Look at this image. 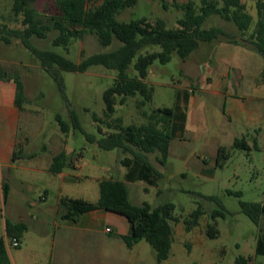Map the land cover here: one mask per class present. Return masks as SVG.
Returning a JSON list of instances; mask_svg holds the SVG:
<instances>
[{
    "label": "rangeland",
    "instance_id": "374dc122",
    "mask_svg": "<svg viewBox=\"0 0 264 264\" xmlns=\"http://www.w3.org/2000/svg\"><path fill=\"white\" fill-rule=\"evenodd\" d=\"M101 1L91 0V6L99 5ZM13 3V0H0L2 31L21 28L22 15H14ZM161 3L162 0H138L133 8L122 11L118 19L128 22L164 18L167 26L172 28L180 18L179 14L172 10L164 17ZM31 7L37 13H54L51 0H36ZM246 11L252 15L253 27L255 6L247 7ZM211 26L221 27L227 35L239 39L231 24L217 16L207 18L204 27ZM55 35L56 31H50L47 38L32 37L30 42L37 49L53 51L74 64L121 46L114 39L109 46L102 47L96 37L89 34L80 40L71 39L68 52H65L61 47L51 45ZM9 40V44L0 40V67L9 75H17L24 87L18 138H27L24 150L37 154L39 162L60 151L73 158V166L60 172L68 180L62 187V194L72 199L96 202L99 181L123 179L126 169L119 161L126 155L119 149L102 150L97 146V141L114 132L111 125L117 119L122 127L140 125L146 121L142 112L150 113L159 108L176 112L184 95L194 101L186 108L181 134H170L165 165L155 162V154L148 155L161 174L157 185L126 184L129 201L134 206L143 203L152 208L167 203L173 205L174 220L168 221L172 243L166 260L157 262L145 240L131 248L126 247L121 237L130 234L129 223L125 217L111 212L119 217L118 220L106 218L97 221L90 230H68L62 243H55L54 247L50 238L43 244L36 242L31 234L26 236V247L23 241L18 248L12 247L10 241V253L22 264H233L239 256L249 257L252 264H264V258L254 256L257 237L264 232V220L255 224L242 208L243 204L260 206L264 200V108L261 120L248 128L241 122L242 113L233 105L253 106L257 105L258 99L264 105V85L258 83L264 60L259 54L234 46L227 48L230 52L224 58L228 64V77L219 81L224 96L211 92L218 89L215 86L210 89L207 84L206 78L211 71L205 64L207 53L202 50L194 51L185 61L174 54L166 64L154 62L145 80L153 88L151 101L138 108L139 95L127 97L122 105L118 104L117 96L115 111L108 117L103 92L114 84V70L100 65L91 66L83 73L55 68V79L40 68L20 41L11 37ZM225 40L220 38L218 41ZM157 51L160 48L152 46L141 53ZM219 58L213 57L215 63L220 64ZM127 75L134 78L137 74L131 67ZM222 97L226 99L225 105ZM71 112L75 113L81 130L73 126ZM60 122L66 125V131H62ZM241 138L248 141L250 150L233 148V141ZM218 146L228 154L220 166L215 165ZM11 175L14 178L11 201H18L16 192L24 191L39 202L45 186L49 191L45 205L54 204L59 196L60 182L54 175L19 169L12 170ZM21 177L29 180L31 186H21L18 181ZM40 203L43 205V201ZM197 208L202 214L192 225L191 214ZM209 225L216 231L212 238L207 229ZM46 231L55 232L57 241L63 234L50 224ZM32 252L36 253L37 260L32 257Z\"/></svg>",
    "mask_w": 264,
    "mask_h": 264
},
{
    "label": "trees",
    "instance_id": "16d2710c",
    "mask_svg": "<svg viewBox=\"0 0 264 264\" xmlns=\"http://www.w3.org/2000/svg\"><path fill=\"white\" fill-rule=\"evenodd\" d=\"M36 0H13L14 15H22L21 28L2 31L0 40L9 44V37L14 38L35 57L40 68L53 76L55 68L71 72H85L89 67L100 65L116 72L114 84L103 92V102L106 116L115 111L118 104L122 105L127 97L139 95L141 101L137 107L141 108L152 99L153 88L145 82L149 70L154 62L166 64L176 55L185 61L191 53L196 51L201 44H209L220 38H225L226 43L248 45L252 50L261 55L264 60V1L256 0V21L246 11L241 0H189L186 4L176 7L182 13L174 26L169 28L162 18L153 20L137 19L128 22L118 19V15L129 8H133L138 0H102L99 5H89L91 0H51L54 13H37L31 5ZM217 16L225 22L233 24L239 39L227 35L221 28L211 26L205 28L208 17ZM252 28V29H251ZM251 29V31H250ZM50 31H56V36L51 40L53 47H61L68 52L71 39H82L85 35H94L102 47L109 46L115 39L121 46L108 53L94 54L74 64L63 56L50 50H39L30 42V38L45 39ZM249 32V33H248ZM248 33L247 37L246 34ZM2 35V36H1ZM241 39V40H240ZM157 46L160 51L144 52L147 47ZM132 67L136 77L129 78L127 71ZM0 78L12 80L15 84L17 105L25 100L23 85L17 75H9L0 68ZM261 81L264 85V67L261 71ZM59 86L61 80L59 79ZM146 120L140 125L122 127L117 119L111 127L114 132L107 134L97 141V146L102 150L119 149L124 155L120 164L126 169L123 179L101 180L98 182L99 197L95 203L82 199L61 198V216L64 220L75 222L84 213L96 210L112 212L125 217L130 226V234L121 239L126 247L131 248L140 240H145L152 248L155 259L161 262L167 259L172 243V231L168 224L174 220L172 216L173 205L170 203L152 208L143 203L134 206L128 197L127 183L143 182L155 187L161 174L149 161L148 155L155 154V162L165 165L170 140V130L173 120V110L159 108L150 113L142 112ZM73 126L80 129L75 113L71 112ZM61 129L66 131L62 122ZM233 148L250 150V145L245 138L235 139ZM18 158L14 153L12 161ZM228 158L223 147L217 149L215 165L220 166ZM74 160L64 152L52 158L49 172L59 174L63 168L73 166ZM146 191V189H144ZM8 186L2 185V197L5 200ZM244 213L255 223L264 220V200L262 205H242ZM202 214L197 208L191 214L190 224L195 225ZM6 237L9 241H18L26 231L24 224H11L6 222ZM189 226L187 227V229ZM209 236L212 238L216 231L212 225L208 226ZM254 256L264 258V232L257 237ZM0 264H9L3 242L0 241ZM233 264H252L249 257L239 256Z\"/></svg>",
    "mask_w": 264,
    "mask_h": 264
},
{
    "label": "crops",
    "instance_id": "0c3cea01",
    "mask_svg": "<svg viewBox=\"0 0 264 264\" xmlns=\"http://www.w3.org/2000/svg\"><path fill=\"white\" fill-rule=\"evenodd\" d=\"M188 1L189 0H162L161 5H162V10L164 12V17L166 13L168 14L172 12V10L178 13L179 17H181L182 13L176 7L186 4ZM216 1L220 2V0H216ZM255 2L256 0H241V3L245 5L246 9L247 7L251 8L253 5L255 6ZM89 5H91V2L89 3ZM249 15L252 17L251 14ZM231 26L235 30V33L237 34V30L235 26L233 24H231ZM218 40L209 44H201L197 50H202L205 53H207V57H206L207 60L205 64H208L211 71L210 76L206 78V80L208 81L207 84L210 89L213 86H215V88L218 89V91L211 90V92H213L214 94H218L220 96H224L225 94L222 93L221 91L223 87L219 85L220 84L219 81L228 77V69H227L228 64L224 58V55L229 54L230 52V50L227 48L234 46L236 48H241V50L244 49L245 50L248 49L251 51L254 50H252L249 46H245L243 44L242 45L230 44ZM214 56L220 57L219 58L220 64L215 63V61L213 60ZM259 56L261 55L259 54ZM258 80H259L258 83L263 85L261 81V73ZM23 92H24V87H23ZM16 96L17 94H16L14 82L12 80H3L0 78V241L3 242L4 250L9 264H22V263L9 251L10 241L6 237V228H5L6 222H9L11 224H24L26 226V231L23 234L22 238L20 239V242L23 241L25 247L27 246V239H26L27 234H31L32 238L35 239L36 242H41L43 244L48 242L50 238L52 247H54L55 243H58V245L62 243L61 239H64L65 237L64 233H66L68 230H72V231L87 230V229L90 230L97 221H101L106 218H108L109 220H118L119 218L118 216L111 214V212H106L102 210H96V211L84 213L81 216H79L77 221L75 222L71 220H64L61 218L64 212L60 208L59 202L61 198L64 197L69 198L64 194H62V187L66 182H68V180L65 179L61 175V173L51 174L49 172V167L52 158L55 155L59 154L61 151L51 154L50 157L47 158V160L39 162L37 161L38 160L37 154L30 153L24 150L25 148L23 144L25 145L27 138L24 137L23 140H20L18 138L21 106L16 104L15 102ZM222 99H224V105H225L226 99L224 97H222ZM188 103L193 104L194 103L193 99H190V97H186L185 95L180 98V104L179 107L177 108V111L176 112L173 111V120H172L170 134L173 133L177 136L181 134L180 127L182 126L184 120L186 119V115H187L186 108L189 105ZM233 105L237 107L236 108L237 111L242 113L243 117L241 118V122H243V124L246 127L248 128L254 127V125L261 120L262 108H264V105L262 101H260V99H258L257 105H253V106L245 107L244 105L237 103H233ZM230 111L231 110H229V112ZM219 147L221 146H218L216 148V153ZM169 150H170V140L168 143V152ZM15 152L18 153V158L15 161H12V157ZM14 169H19L21 171L38 172L39 174H51L56 176V178L60 182V186H59L60 192H59V196L56 197L54 204L52 205L44 204L47 201L46 196H49V191L47 186H45L42 189V194L39 196V202H37L36 199L32 198V196L27 195V193L24 191L16 192L19 198L18 201L17 200L11 201L10 198H11V194L13 193V186L11 185V182L14 180L13 176L11 175V171ZM18 181L21 186L25 184L31 186L30 181L23 177L19 178ZM127 184H132V183H127ZM2 185L8 186V192L5 200L2 197ZM41 186H44V184H42ZM41 201H43V205L42 203H40ZM91 203H95V202H91ZM48 216L51 217V220L48 219ZM49 224L52 225L54 229L61 230L63 232V234H61L58 241L56 239L57 235L55 232L52 233L46 231V228ZM126 235L127 234H125V236ZM32 257L34 258V260H37V255L35 252L34 253L32 252Z\"/></svg>",
    "mask_w": 264,
    "mask_h": 264
},
{
    "label": "built area",
    "instance_id": "2783aa9c",
    "mask_svg": "<svg viewBox=\"0 0 264 264\" xmlns=\"http://www.w3.org/2000/svg\"><path fill=\"white\" fill-rule=\"evenodd\" d=\"M107 231H108V230L106 229V232H107ZM11 245H12V247H17V246H18V241L14 239V240L12 241Z\"/></svg>",
    "mask_w": 264,
    "mask_h": 264
}]
</instances>
